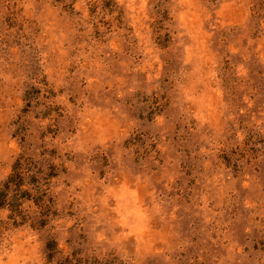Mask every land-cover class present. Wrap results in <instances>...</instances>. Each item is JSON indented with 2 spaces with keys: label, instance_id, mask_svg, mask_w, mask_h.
<instances>
[{
  "label": "rangeland",
  "instance_id": "374dc122",
  "mask_svg": "<svg viewBox=\"0 0 264 264\" xmlns=\"http://www.w3.org/2000/svg\"><path fill=\"white\" fill-rule=\"evenodd\" d=\"M0 264H264V0H0Z\"/></svg>",
  "mask_w": 264,
  "mask_h": 264
}]
</instances>
